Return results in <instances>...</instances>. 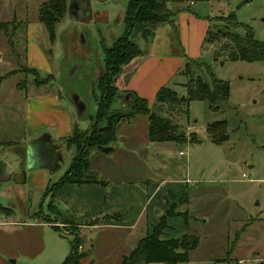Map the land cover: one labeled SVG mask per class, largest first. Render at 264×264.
Listing matches in <instances>:
<instances>
[{
	"label": "rangeland",
	"instance_id": "374dc122",
	"mask_svg": "<svg viewBox=\"0 0 264 264\" xmlns=\"http://www.w3.org/2000/svg\"><path fill=\"white\" fill-rule=\"evenodd\" d=\"M51 1L0 0V204L12 209L11 215L2 216H12L17 221L0 220V264H61L76 238L81 241V264H92L90 256L95 264H121L123 256L147 233L146 222L134 235L108 227L82 232L72 219H82L80 214L69 211L65 203L53 197L52 190L46 192L40 178L34 184L32 180L26 182V174L33 165H50L51 189L77 154L75 146L66 145L61 148L58 168L57 162L51 165L38 159L30 163V145L45 133L53 134L54 128L46 126L30 134L27 108L29 102L58 95L79 128H90L101 97L98 78L105 66L104 47L124 35L123 10L128 0H65L68 11L62 16L57 14L61 17L50 34L43 19L51 10L43 9ZM179 1L190 2L170 0L168 6L174 15ZM195 2L189 3L192 10L188 12L213 18L206 19L212 30L227 27V22L219 19L235 13L240 25L234 31L246 36L248 29H252L255 38L264 41V0ZM72 3L80 6L76 14L71 10ZM44 11L47 14L42 15ZM162 24L154 45H147L135 28L133 39L145 52L188 60L178 43V29H168V22ZM200 51V56L189 58L191 64L184 69V84L167 87L176 89L179 98L186 97L191 86L196 88L192 77L200 76L212 86V71L216 78L230 82V97L212 105L208 100L155 101L151 107V113L170 119L187 140L151 143L149 154L140 153L143 156L139 155L134 166V175L149 177L150 187L161 183L152 202L148 228L164 218L170 227L163 237L188 234L198 241L188 260L178 264H264V61L231 60L230 52L217 42L203 41ZM29 55L36 63V71H32ZM76 95L86 105L82 114ZM123 102L118 97L112 109L130 108V104ZM33 115L37 121L51 123L54 113L50 117L36 106ZM137 117L140 123L134 127L128 126L129 119L120 122L116 144H121L124 137L132 138L124 140L128 144H136V139L143 143L147 137L144 122L148 118L149 128V117ZM221 120L227 121L228 131L225 140L216 143L207 128ZM127 131L135 135L128 136ZM118 156L123 158L119 153ZM109 162L114 177L129 176L130 172L125 171L127 165Z\"/></svg>",
	"mask_w": 264,
	"mask_h": 264
},
{
	"label": "trees",
	"instance_id": "16d2710c",
	"mask_svg": "<svg viewBox=\"0 0 264 264\" xmlns=\"http://www.w3.org/2000/svg\"><path fill=\"white\" fill-rule=\"evenodd\" d=\"M169 1L128 0L124 5L125 23L128 26V30L124 36L114 40L110 46L104 47L105 66L98 78V87L101 91V97L98 102V114L94 119H92L93 116L91 117V125L88 130H82L76 124L73 133L68 138L61 140L67 146H75L77 154L60 181L53 184L51 189H48V191H53V196L60 187L67 183H105L97 179V175L91 172L90 154L92 151L97 150L98 147L112 146L117 139L118 125L125 119L130 120L138 114L148 115V139L150 142H185L187 140L186 135L177 132L178 127L170 119L151 113L152 106H150L149 101L134 92L124 93L129 96L127 103L130 104V108L127 110L112 109L114 101L121 95L118 87L113 84L115 77L124 65L130 63L142 53L139 43L132 37L134 26L137 23L144 24L140 36L145 40L152 38L158 26L164 22L171 21L174 16L173 11L168 6ZM45 8L47 9L43 10H51L50 14L48 13L49 15L43 19L49 26L51 34L55 23L63 15L62 13L66 10L68 11V7H65V0H52ZM58 13L61 15L60 17L57 15ZM45 14H47V11H44L42 15ZM219 20L226 21L227 27L214 31L210 26L204 40L205 42L221 43L223 50L230 52L229 58L231 60L264 61V41L256 39L252 29H248L246 36H242L233 30L240 25L235 13L227 17H221ZM215 56H218L217 52ZM190 64L188 63L186 68H189ZM201 65L204 64L201 63ZM207 67L209 68V66ZM32 71H36V69L34 68ZM210 75L213 80L212 86L208 80L200 76L192 77L191 82H195L196 88L191 86L186 97L179 98L177 92L172 88L162 87L157 92L156 101L160 103L165 101L177 103L178 101L185 102L186 100H208L212 105L215 102L228 100L231 90L230 82L216 78L212 71ZM227 128V121L221 120L211 123L207 130L212 135L213 141L219 143L225 140ZM193 137L195 138V134ZM52 205L56 207V205ZM0 211L7 215L12 214L11 208L4 207L1 204ZM168 227L170 225L164 218L152 226L139 240L135 248L128 255L123 256L121 264H138L141 262L144 264L156 262L178 264L187 261L190 252L196 248L198 241L193 240L188 234L181 237H163L165 229ZM80 245V238H76L71 244L70 253L61 264H81L80 259L83 254L78 250Z\"/></svg>",
	"mask_w": 264,
	"mask_h": 264
},
{
	"label": "crops",
	"instance_id": "0c3cea01",
	"mask_svg": "<svg viewBox=\"0 0 264 264\" xmlns=\"http://www.w3.org/2000/svg\"><path fill=\"white\" fill-rule=\"evenodd\" d=\"M189 3L192 5L196 2L194 0H190V2L187 3L179 1L175 15L172 17V20L168 22L170 25L165 24L168 25V29H170L171 26H175V28L178 29V43L183 48L182 51L184 54H187L188 60L184 57H168L167 55L145 52L140 48L142 53L135 57L130 63L124 65L119 74L115 77L114 82L120 92H134L138 96L146 98L150 106H153L160 88L167 87L171 84H174L175 88L181 87L184 84L185 81L183 80L186 77L184 69L186 65L190 63L189 58L192 59L200 56V46L205 40L207 31L211 26V22L206 19H213L211 17L202 18L198 13H189L188 10H192ZM162 25L158 26L152 38L146 40L147 45L155 44L159 29ZM134 28L138 30V35H141L144 24L137 23ZM29 63L36 68V66L33 65L36 63L30 55ZM39 100L41 101L28 103L27 126L29 133L31 134L32 130L44 129L47 126V128H54V130H52L53 134L47 133L52 140L61 142L59 141L61 138L70 136L77 122L71 115L70 110L65 107V101L61 99V96L41 97ZM36 106H40L41 111H47L50 117L51 113H54L50 118L51 123L40 120L37 121L35 115H33V110ZM137 116L133 118L134 120H128V126L134 127L140 123V118ZM144 121L145 120H143V122ZM144 124L146 125L147 137L143 138L142 144L138 143V139L135 140L136 144H128V142L124 140H131L132 138L124 137L121 144L114 143L111 146L110 153L97 149L90 154L91 170L96 172L97 179L104 181V184L99 182L84 184L67 183L60 187L53 196L65 203V207L69 211L80 214L79 218L82 219H72H75L74 222H76L82 232H86L92 228L98 229L108 227L121 229L127 235H134L138 232L140 225L144 221L146 222L145 230L146 232L148 231V227L150 226H148V224L151 222L150 209L154 197L161 190V183L154 187H150L149 177H138L134 175V166H136V163L139 161L140 153L149 154L152 148L151 143H153L148 139V118H146ZM120 127L121 124L119 128ZM55 130L56 135L54 134ZM127 132L128 136L135 135L133 131ZM61 146H66L65 142ZM61 148L55 151L57 153V158L51 162V165L57 162V168L61 161ZM30 153L29 160L30 163H32L34 160L32 151ZM118 153L123 156L122 159H120ZM38 155L42 157L43 151L38 153ZM160 156L163 155L160 154ZM116 157L120 160H118V158L116 159ZM110 160L115 162L120 161L127 165L128 167H125V171L130 172L129 176L122 178L114 177L113 169L108 168V166H110ZM51 171L50 165H33L31 167V172L26 174V182L32 180L34 184L35 180L40 178L43 182V186L41 187L46 189L47 192L51 184ZM3 214L5 213L0 211L1 223L17 222L11 218L12 216H6L7 218H4L2 216ZM96 216L100 217L97 219V222H94L93 219ZM85 258H87V256ZM89 259L92 264H95L93 257L90 256Z\"/></svg>",
	"mask_w": 264,
	"mask_h": 264
},
{
	"label": "flooded vegetation",
	"instance_id": "af4514ba",
	"mask_svg": "<svg viewBox=\"0 0 264 264\" xmlns=\"http://www.w3.org/2000/svg\"><path fill=\"white\" fill-rule=\"evenodd\" d=\"M74 14H76V11L74 12ZM123 23L126 26V30L124 35L126 34L127 30H128V26L125 23V14H124V10H123ZM135 27V26H134ZM133 33V31H132ZM122 35V36H124ZM120 36V37H122ZM119 37V38H120ZM133 37V36H132ZM103 68L101 69L99 75L102 73ZM115 86V82L113 83ZM117 87V86H116ZM119 89V88H118ZM125 92H121L120 97L122 98V100L124 102H128L129 100V96L124 94ZM123 102V103H124ZM128 104V103H127ZM40 141V142H39ZM60 142H57L55 140L50 139V136L47 135V133H45V136H43V138L41 140H36L35 142H33L30 145V150L32 151V157H33V161L35 160H42V161H48L50 162V158L53 159L52 162L54 161V159L57 158V153L55 152L57 149L61 148L62 146L60 145ZM41 151H43V156H39L38 153H40ZM38 155V156H37ZM52 155V156H51Z\"/></svg>",
	"mask_w": 264,
	"mask_h": 264
},
{
	"label": "water",
	"instance_id": "95a60500",
	"mask_svg": "<svg viewBox=\"0 0 264 264\" xmlns=\"http://www.w3.org/2000/svg\"><path fill=\"white\" fill-rule=\"evenodd\" d=\"M70 7H71V10L73 13L76 11L77 7L80 8V6L76 7L74 3H72ZM76 100H77L76 104H77V108L79 110V113L82 114L84 112V110L86 109V105H85L84 101L82 99H80L79 96H77V95H76ZM98 149L103 151V152L110 153L111 146L110 147H102L101 146V147H98ZM30 155H31V153H30ZM30 155H29V157H30ZM50 162H52L51 158H50ZM97 221L98 220H95V222H97Z\"/></svg>",
	"mask_w": 264,
	"mask_h": 264
},
{
	"label": "built area",
	"instance_id": "2783aa9c",
	"mask_svg": "<svg viewBox=\"0 0 264 264\" xmlns=\"http://www.w3.org/2000/svg\"><path fill=\"white\" fill-rule=\"evenodd\" d=\"M181 154H183V152H181ZM244 175V174H243Z\"/></svg>",
	"mask_w": 264,
	"mask_h": 264
}]
</instances>
